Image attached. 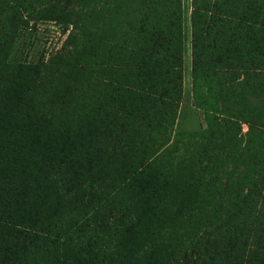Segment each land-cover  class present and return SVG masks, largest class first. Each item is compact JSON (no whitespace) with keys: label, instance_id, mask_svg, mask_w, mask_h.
Instances as JSON below:
<instances>
[{"label":"trees","instance_id":"1","mask_svg":"<svg viewBox=\"0 0 264 264\" xmlns=\"http://www.w3.org/2000/svg\"><path fill=\"white\" fill-rule=\"evenodd\" d=\"M40 21L60 49L10 62ZM190 32L206 128L176 132L184 0H0V264H264V0Z\"/></svg>","mask_w":264,"mask_h":264},{"label":"rangeland","instance_id":"2","mask_svg":"<svg viewBox=\"0 0 264 264\" xmlns=\"http://www.w3.org/2000/svg\"><path fill=\"white\" fill-rule=\"evenodd\" d=\"M185 7V93L178 115L176 132H194L206 128L203 113L194 106L191 86V32L190 11L191 0H184ZM64 26L54 21L31 23L29 27L20 30L15 45L10 54V62L36 63L54 54L66 39ZM247 127H243V132Z\"/></svg>","mask_w":264,"mask_h":264},{"label":"crops","instance_id":"3","mask_svg":"<svg viewBox=\"0 0 264 264\" xmlns=\"http://www.w3.org/2000/svg\"><path fill=\"white\" fill-rule=\"evenodd\" d=\"M190 53H191V51H190ZM191 56V55H190Z\"/></svg>","mask_w":264,"mask_h":264}]
</instances>
